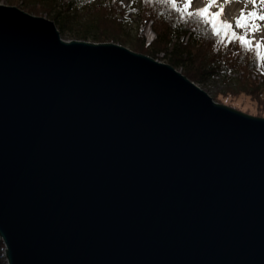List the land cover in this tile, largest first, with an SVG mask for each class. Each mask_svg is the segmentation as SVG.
<instances>
[{
  "label": "water",
  "instance_id": "1",
  "mask_svg": "<svg viewBox=\"0 0 264 264\" xmlns=\"http://www.w3.org/2000/svg\"><path fill=\"white\" fill-rule=\"evenodd\" d=\"M0 239L8 264H264V118L0 4Z\"/></svg>",
  "mask_w": 264,
  "mask_h": 264
},
{
  "label": "trees",
  "instance_id": "2",
  "mask_svg": "<svg viewBox=\"0 0 264 264\" xmlns=\"http://www.w3.org/2000/svg\"><path fill=\"white\" fill-rule=\"evenodd\" d=\"M7 1L11 5L20 2L28 6L29 14H45L56 21L59 29L74 33L79 40L118 43L134 52L165 60L203 87L213 77H220L223 88L214 94L215 102L264 118V70L263 66H257L254 52H245L238 42L229 43L228 38L218 43L210 26L201 24L199 31L193 32L194 25L186 27L177 19L178 14L156 0L150 3L145 0H81L83 5L79 14L70 12L78 0L63 4L56 0ZM129 13L137 15L138 26L149 21L153 34L150 41H145L139 29L133 33L125 30L124 20ZM202 33H207V38ZM0 243L3 246L2 241Z\"/></svg>",
  "mask_w": 264,
  "mask_h": 264
},
{
  "label": "snow or ice",
  "instance_id": "3",
  "mask_svg": "<svg viewBox=\"0 0 264 264\" xmlns=\"http://www.w3.org/2000/svg\"><path fill=\"white\" fill-rule=\"evenodd\" d=\"M150 2L152 0H145V3ZM156 2L165 6L170 12L178 14L177 19L186 27L194 25L191 28L193 32L199 31V26L203 24L210 26V32L217 38L218 43H223L224 38H228L229 43L238 42L245 52H254L258 67L264 66V37L255 40L256 33L264 31V27L258 23L264 21V0H244L245 6L232 21L228 19L227 9L233 0H206L203 7L194 10H190L193 0H183L182 5L178 0H156ZM249 4L252 8L246 11ZM213 8L216 10L213 11ZM234 28L241 29L242 32L238 33ZM202 35L207 38V33Z\"/></svg>",
  "mask_w": 264,
  "mask_h": 264
},
{
  "label": "rangeland",
  "instance_id": "4",
  "mask_svg": "<svg viewBox=\"0 0 264 264\" xmlns=\"http://www.w3.org/2000/svg\"><path fill=\"white\" fill-rule=\"evenodd\" d=\"M56 1L60 4H63V3H68L70 0H56ZM77 2L78 3L70 11L71 13L75 12L76 14H79L81 12V8H82L83 4H82L81 0H78ZM124 2H125V0H124ZM178 3H180L182 5L183 0H178ZM0 4L7 5V6L11 5V4H9V2L7 0H0ZM205 4H206V0H193V3L190 5V9L194 10L196 8L203 7ZM11 6L17 7V8H19V9H21L27 13L29 10L28 6H23V4L20 2H18L16 5H11ZM244 6H245L244 0H233V3L230 4L228 6V9H227L228 10V19L230 21H232L235 17H237L240 13V9ZM251 8H252V6L250 4L247 5L246 11H250ZM212 10L215 11L216 9L213 8ZM36 16L45 17V18L53 21L54 24L56 25V28L59 31V34H60V37L62 40H64V41L79 40L76 38L74 33L69 32L66 29H63V30L59 29L56 21L48 18L45 14L36 15ZM258 23H260L261 26L264 27V21H261ZM124 26H125V30L128 32H131V33H133L136 29H139L140 33L145 37L146 42L150 41L153 38V34L151 33L150 27H149V21L146 22L143 26H138V17L134 13H129L126 16V18L124 20ZM240 31L241 30H237V32H240ZM260 34H264V31L257 32L255 35V40L261 39ZM262 37H264V35ZM250 38H251V34H250ZM87 41H90V40H87ZM159 61L167 63V62H165V60H159ZM176 70L179 71L180 73H182V70L180 68H176ZM263 70H264V66H263ZM196 85L199 86L201 89H203L209 96H211L212 99H213L214 94L219 92L223 88V82L221 81L220 77H213L212 79H210V81L208 82L206 87H203L199 84H196ZM1 241L2 240L0 239V242ZM0 264H8L6 257H5V253H4V244L2 246L1 243H0Z\"/></svg>",
  "mask_w": 264,
  "mask_h": 264
},
{
  "label": "bare ground",
  "instance_id": "5",
  "mask_svg": "<svg viewBox=\"0 0 264 264\" xmlns=\"http://www.w3.org/2000/svg\"><path fill=\"white\" fill-rule=\"evenodd\" d=\"M264 34H260V37H262Z\"/></svg>",
  "mask_w": 264,
  "mask_h": 264
}]
</instances>
